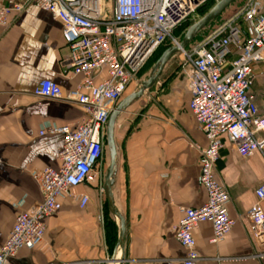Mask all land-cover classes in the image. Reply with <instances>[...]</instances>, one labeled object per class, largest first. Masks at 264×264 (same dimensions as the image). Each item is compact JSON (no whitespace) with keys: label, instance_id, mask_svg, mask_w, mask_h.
Here are the masks:
<instances>
[{"label":"crops","instance_id":"crops-1","mask_svg":"<svg viewBox=\"0 0 264 264\" xmlns=\"http://www.w3.org/2000/svg\"><path fill=\"white\" fill-rule=\"evenodd\" d=\"M259 2L263 10L264 0ZM24 3L0 0L3 5ZM67 55L60 21L34 4L11 17L7 26L0 25V246L16 217L42 202L34 174L58 167L62 136L40 132L50 126H73L83 118L75 103L34 95L43 80L54 82L64 94L77 88L80 77L64 63ZM181 61L180 54L173 56L146 101H135L116 121L112 194L125 222L122 248L117 247L119 222L107 205V211L102 207V163L101 183L76 189L88 196L85 207L64 197L60 210L44 221L42 243L21 249L3 264H113V258L122 264H183L187 251L175 240L174 231L180 208H199L206 201L199 182V150L208 141L189 110L191 95ZM254 82L252 93L263 114L264 63L255 66ZM260 84L262 93L254 89ZM215 174L229 194L228 215L234 225L223 242L212 245L211 225L200 224L193 233L200 256L195 264H264V239L254 237L248 218L257 204L255 192L264 186L263 157L243 159L226 146ZM260 206L264 213V201Z\"/></svg>","mask_w":264,"mask_h":264},{"label":"built area","instance_id":"built-area-1","mask_svg":"<svg viewBox=\"0 0 264 264\" xmlns=\"http://www.w3.org/2000/svg\"><path fill=\"white\" fill-rule=\"evenodd\" d=\"M206 2L26 0L24 4H0L1 26H7L9 19L22 13L28 4L60 21L68 49L64 63L73 75L80 77L79 84L64 94L57 84L43 80L34 95L75 103L83 112L81 121L73 126H50L40 132L62 136L59 164L34 174L42 202L16 217L0 246V264L21 249L32 250L42 243L44 221L60 210L64 197L85 207L89 198L77 194L76 189L98 186L102 181L105 129L114 105L122 100L139 71L161 46L178 45L174 30ZM180 55L191 95L189 110L208 141L207 147L199 150V182L206 201L199 208H180L174 231L175 240L187 251L183 264H195L200 260L193 235L197 227L209 223L212 237L208 242L216 245L227 238L234 225L228 215L229 194L215 174L220 152L229 146L240 158L260 154L264 159V113L259 112L252 93L255 66L264 63V9L259 0H246L231 17ZM255 196L257 204L248 212V218L254 237L261 240L264 186L257 188Z\"/></svg>","mask_w":264,"mask_h":264},{"label":"water","instance_id":"water-1","mask_svg":"<svg viewBox=\"0 0 264 264\" xmlns=\"http://www.w3.org/2000/svg\"><path fill=\"white\" fill-rule=\"evenodd\" d=\"M236 0H219L209 11L208 13L199 19L197 22L192 24L185 31L182 39L176 46H171L164 50L159 58L155 61L154 65L151 68L149 76L146 80L141 82L139 89L126 96L110 113L106 129H105V146L108 152V167L103 179V190L107 209L109 213L115 217L119 222V238L117 247L122 248V241L125 234V222L123 217L116 211L114 206L113 194H112V185L114 182L115 175V166H116V145L114 138V130L116 126V121L121 113L125 112L132 103L140 99L144 92L149 90L154 86L157 79L161 75L164 67L168 61L175 55L180 54L184 51L197 37L199 32L205 29L210 23L215 21L233 2ZM113 264H122L123 261H117L112 259Z\"/></svg>","mask_w":264,"mask_h":264},{"label":"rangeland","instance_id":"rangeland-1","mask_svg":"<svg viewBox=\"0 0 264 264\" xmlns=\"http://www.w3.org/2000/svg\"><path fill=\"white\" fill-rule=\"evenodd\" d=\"M217 1H219V0H208V2H206L202 7H200L198 10H196V13L192 17L188 18L185 22L182 23L181 26H179L177 29L174 30L173 37L178 38V40L180 42V40L182 39L187 28L190 27L195 22H197L203 16H205L208 13V11L217 3ZM245 1L246 0H236L235 2H233L215 21L210 23L205 29H203L201 32H199V34L194 39V41L192 42L191 45H193L195 42L201 40L214 27H216L218 24H220L224 19H227L228 15L230 13H235L238 9H240L244 5ZM211 4H213V6L208 10V6H210ZM152 60H153V58L150 59L142 67V69L139 71V73L135 77V80L131 83L130 87L128 88L126 96H128L131 93L136 92L139 89L141 82H143L144 80H146L148 78L149 73L151 71V68L154 65V62H152ZM181 63H182V61H181ZM181 63H180V66H181ZM262 85L263 84H260L259 86H255L254 89L257 90L259 93L260 92L262 93V89H263ZM150 91L149 90L145 91L143 96L140 99H138L137 102L140 101L141 99H144L143 101H146L145 99H147L146 97L149 95V93H151ZM108 161H109L108 160V152H107V149L105 148L104 149V156H103V160H102V163H103L105 169H107V167H108ZM105 173H106V171H105ZM102 207H103L104 211H107L105 199H104V203L102 204Z\"/></svg>","mask_w":264,"mask_h":264},{"label":"trees","instance_id":"trees-1","mask_svg":"<svg viewBox=\"0 0 264 264\" xmlns=\"http://www.w3.org/2000/svg\"><path fill=\"white\" fill-rule=\"evenodd\" d=\"M213 6V4H211L210 6H208V10L211 8ZM176 38V37H175ZM178 39V38H177ZM170 47V44L169 43H166L165 45H163V46H161L155 53H154V55L150 58V59H152L153 58V60H152V62H154L155 63V61L159 58V56L161 55V53L164 51V50H166L167 48H169ZM149 59V60H150ZM148 60V61H149ZM147 61V62H148ZM105 148H106V146H105Z\"/></svg>","mask_w":264,"mask_h":264}]
</instances>
